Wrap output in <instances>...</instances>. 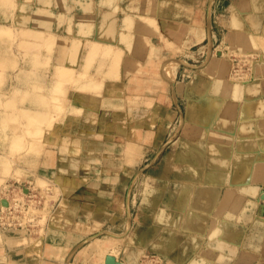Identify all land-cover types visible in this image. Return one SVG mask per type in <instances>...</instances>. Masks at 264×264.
I'll list each match as a JSON object with an SVG mask.
<instances>
[{
  "label": "crops",
  "instance_id": "obj_1",
  "mask_svg": "<svg viewBox=\"0 0 264 264\" xmlns=\"http://www.w3.org/2000/svg\"><path fill=\"white\" fill-rule=\"evenodd\" d=\"M145 20L162 48L127 51L122 37H154ZM8 29L52 32L50 77L38 66L34 84L22 72L16 82L12 56L32 67L12 53ZM0 30L3 105L55 98L56 73L69 70L64 122L28 155L34 168L20 165L55 198L34 231H2L0 264H105L107 255L120 264L151 255L162 264H264V71L231 81L226 59L212 57L264 39V0H0ZM108 46L127 60L113 77L103 76ZM169 58L179 63L167 80ZM29 85L45 89L26 95ZM12 86L24 94L12 96ZM7 112L0 107V117Z\"/></svg>",
  "mask_w": 264,
  "mask_h": 264
},
{
  "label": "rangeland",
  "instance_id": "obj_2",
  "mask_svg": "<svg viewBox=\"0 0 264 264\" xmlns=\"http://www.w3.org/2000/svg\"><path fill=\"white\" fill-rule=\"evenodd\" d=\"M145 22L149 33L154 37H151V39L142 37H122L121 41L122 43L124 42L123 44L127 51H130L129 46L132 45L131 43L147 46L151 45L150 42H153L155 47L151 45L150 51H154L157 46H161V38L158 39L155 36L158 34L156 23L154 20H145ZM6 32L12 42L10 46L12 53L14 46L16 51H23L21 54L19 53L20 56H22V61L29 63L32 67L28 68V71H24V68L22 70L19 69L18 60L15 56L17 54L12 56L10 67L11 72H13V77L15 75L16 82L19 83V73L22 72L25 73L26 80L34 84L35 81L42 77V75L38 74L39 71L36 69L38 66L45 67L43 69L44 78L50 77L48 67L52 53V46L56 41V37L54 38L52 32L35 33L27 30L26 32H21L20 36L17 35L18 32H13L10 29L6 30ZM18 39L19 41L17 42ZM217 45L215 48H217ZM250 45L249 49H241L238 52L228 54L221 51V48H217V50L214 51L215 54L212 55L213 59H226L229 67L227 74L235 82H250L262 76V74L258 73V62L259 59L262 60V57L264 56V39L257 38L255 39V42L252 41ZM208 47L210 49V45ZM160 48H162V46ZM157 52L158 51L154 52L155 58L159 56ZM103 53L107 58L106 60L108 63H111V68L107 67L108 70H103V76H117L119 66L127 61L122 56V51L108 46L103 48ZM241 57L244 60H241L242 62L238 61L240 68L238 72L236 71L237 74L235 73L234 76L232 64L235 60L241 59ZM103 60L104 58L102 61ZM257 60L258 62H256ZM178 63L179 60L173 58L166 59L161 65L160 76L167 80L172 78L174 74L173 72ZM131 65L132 66L129 68L133 67L134 69L138 67L134 62H132ZM246 67H248V69H245ZM149 69V73H154L155 78L159 77L156 69ZM3 72L4 70H1L0 68V86L2 84V77L4 76ZM68 72L69 70L65 68H60L57 71L55 77L59 78V84L54 87V94L58 95L55 98L43 97L37 103L30 101L26 103L24 98L20 101H7L4 105L0 103V107L3 111L8 110L7 114H2L3 117H0V131L8 128L10 129H8L10 131V149L6 151L7 153H5L4 156H0V204L3 208H7L10 205L12 206L7 217L4 212H0V235L4 229L8 228L18 229L21 227H27L34 231L38 225L41 226L44 223L46 214L52 203L51 201L55 198L56 189H52L50 184L45 180H41L38 177H31L32 175L28 176L29 172L21 169L22 167H20V165L26 163L28 168H34L36 166L35 161L33 157H28V155L39 153L45 142L46 136L51 133L56 126H59L64 122L68 112L66 108L67 86L63 84H66L67 82L63 84L62 82L67 81ZM141 77L143 76H139V78ZM36 78L38 79L36 80ZM77 82L78 80L74 81V83ZM139 88L143 89V91L147 89V87L141 86ZM153 88L161 90L162 86H154ZM44 89L45 87L29 85L24 93L29 95L35 90L41 91ZM10 92H12V96H15L14 93H16V95H18V93L24 94L23 91H19L16 86H12ZM0 96H2V94ZM35 104L43 108L42 113L38 114L36 111H33V109L30 111L32 108L31 106ZM24 105L26 108L23 107ZM79 111H82V109ZM2 153L3 151L1 152V155ZM22 184H26V186L22 187ZM2 201L6 202L2 203ZM157 258L158 257L154 255L146 256L142 258L143 261H140L139 264H162V261H159ZM144 259L148 260L144 261Z\"/></svg>",
  "mask_w": 264,
  "mask_h": 264
},
{
  "label": "built area",
  "instance_id": "obj_3",
  "mask_svg": "<svg viewBox=\"0 0 264 264\" xmlns=\"http://www.w3.org/2000/svg\"><path fill=\"white\" fill-rule=\"evenodd\" d=\"M241 60H244V59H237L235 60V62H233L232 64V69H233V74L236 73V71L238 72L239 68H240V65H238V61H241ZM242 62V61H241ZM245 69H248V67H246ZM249 69H250V66H249ZM262 201V204L264 205V197L261 199ZM12 208V206L10 205L9 207L7 208H3L0 204V212H4L6 214V217L8 215V213H10V209ZM1 218V217H0ZM3 225V224H2Z\"/></svg>",
  "mask_w": 264,
  "mask_h": 264
},
{
  "label": "bare ground",
  "instance_id": "obj_4",
  "mask_svg": "<svg viewBox=\"0 0 264 264\" xmlns=\"http://www.w3.org/2000/svg\"><path fill=\"white\" fill-rule=\"evenodd\" d=\"M47 17V16H46ZM42 21V20H41ZM45 24V23H44ZM43 24V25H44ZM37 35V34H36ZM208 49H209V47H208ZM263 55V54H262ZM247 56V55H246ZM242 58V57H241ZM261 59H259V62H258V60L256 61V62H258V69L259 70H263L264 69V56L262 57V60L260 61ZM111 63H108L107 62V64L105 65L106 66V69H107V67H110L111 68V65H110ZM105 69V70H106ZM108 70V69H107ZM102 71V70H101ZM106 72V71H105ZM174 73V72H173ZM264 73V72H263ZM104 74V73H103ZM237 74V73H236ZM231 75V74H230ZM233 76V75H232ZM234 76H235V73H234ZM228 77L230 78V76L228 75ZM238 78H240V77H238ZM232 80V79H231ZM246 83H248V81L246 82ZM262 192V191H261ZM264 192V191H263ZM264 194V193H263Z\"/></svg>",
  "mask_w": 264,
  "mask_h": 264
},
{
  "label": "water",
  "instance_id": "obj_5",
  "mask_svg": "<svg viewBox=\"0 0 264 264\" xmlns=\"http://www.w3.org/2000/svg\"><path fill=\"white\" fill-rule=\"evenodd\" d=\"M264 196H262L263 198ZM6 201H2V203H5ZM105 264H120L119 262H117L113 256L111 255H107L104 259Z\"/></svg>",
  "mask_w": 264,
  "mask_h": 264
}]
</instances>
